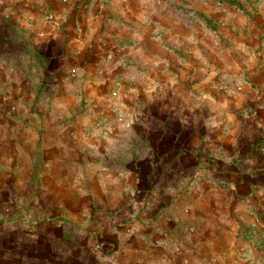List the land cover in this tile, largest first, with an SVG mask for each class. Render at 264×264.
Returning a JSON list of instances; mask_svg holds the SVG:
<instances>
[{
    "label": "crops",
    "instance_id": "obj_1",
    "mask_svg": "<svg viewBox=\"0 0 264 264\" xmlns=\"http://www.w3.org/2000/svg\"><path fill=\"white\" fill-rule=\"evenodd\" d=\"M215 56L192 57L153 90L115 95L101 75L91 90L70 95L64 85L47 103L34 77L0 76V253L88 252L101 264H228L226 253H264V79L244 82L240 58ZM83 95L136 121H110L112 132L64 121L67 99Z\"/></svg>",
    "mask_w": 264,
    "mask_h": 264
},
{
    "label": "rangeland",
    "instance_id": "obj_2",
    "mask_svg": "<svg viewBox=\"0 0 264 264\" xmlns=\"http://www.w3.org/2000/svg\"><path fill=\"white\" fill-rule=\"evenodd\" d=\"M1 9L6 12L0 17V76L34 77L36 86L46 89V103L66 85L70 95L91 90L101 75L102 88L115 95L139 84L153 90L161 75L177 73L192 57L240 58L244 82L252 75L264 79V0H0ZM58 62L67 66L56 70ZM63 74L69 80L61 87ZM86 77L90 82L78 80ZM91 101L84 95L67 99L64 121L83 119L105 132H112L110 121L126 129L136 121L119 106L101 110ZM77 254L82 256L46 260V253L34 258L0 253V264L100 263L94 253ZM249 254L226 253V258L228 264H264L263 252Z\"/></svg>",
    "mask_w": 264,
    "mask_h": 264
}]
</instances>
